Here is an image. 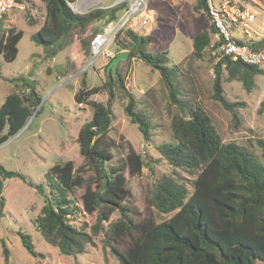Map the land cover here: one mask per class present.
Segmentation results:
<instances>
[{"label":"trees","instance_id":"1","mask_svg":"<svg viewBox=\"0 0 264 264\" xmlns=\"http://www.w3.org/2000/svg\"><path fill=\"white\" fill-rule=\"evenodd\" d=\"M40 1L45 15L31 39L36 45L47 48L48 57L54 56L68 43L70 30L83 32L94 20L106 24L117 19L125 7H95L76 13L65 0ZM199 8L207 14L205 0H197L194 9ZM5 15L0 19V54L5 61L11 62L17 56L22 31L4 26ZM25 20L29 25L35 24L29 14ZM210 28L212 32L211 24ZM124 32L129 42L120 46L129 54L121 61L128 63L138 58L156 70L167 91L169 103L176 107L170 121L172 141L156 147L160 156L171 165L172 172L159 176L146 197L147 205L161 213L171 212V215L161 222L150 218L138 220L126 203L129 190L121 172L124 166L108 164L112 147L108 132L113 120L112 103L116 97L125 99L124 113L131 123L137 125L145 143L150 139L151 123L136 110L135 97L125 85L120 66L117 65L114 73L112 69L106 71V64L100 85L87 86L85 78H82L79 89L74 93L76 103L87 104L92 109L91 118L79 129L77 143L93 174L84 176L82 165L75 167L73 160H66L50 166L44 173L43 182L36 184L18 171L6 170L0 165V216L4 205L1 195L3 182L6 178L16 177L42 197L43 204L34 221L35 228L44 241L56 246L64 255L82 253L88 244H94L93 235L101 233L105 246L119 264H263L264 164L238 143L223 142L204 109L179 97L176 70L167 65L165 54L147 50L148 37L129 28ZM211 32L203 30L193 36L192 56L199 58L205 48L210 47ZM82 44L89 54L90 42L83 41ZM215 55L217 61L213 66L211 97L231 113L237 126V108L242 102L228 101L223 96V76L226 74V80L240 81L245 91H251L255 86V76L263 75L264 68L230 60L219 53ZM29 76L7 78L13 85L0 104V144L25 126L41 100L34 79ZM101 90L106 92L105 101L90 98ZM262 111L264 98L259 106V112ZM255 143L264 151V137L256 138ZM125 166L130 174H136L143 167H153V161L131 148ZM180 171L193 177L190 192L179 182ZM81 186L84 187L80 196L83 211L96 213L90 233L69 221V217L79 209L72 197L74 189ZM19 238L30 256H43L35 250L29 234L20 231ZM0 242L6 263L9 249L3 239Z\"/></svg>","mask_w":264,"mask_h":264},{"label":"rangeland","instance_id":"2","mask_svg":"<svg viewBox=\"0 0 264 264\" xmlns=\"http://www.w3.org/2000/svg\"><path fill=\"white\" fill-rule=\"evenodd\" d=\"M114 1L92 2L87 4L82 13L95 7L107 9L105 7L112 5ZM248 1L264 7V0ZM196 3L197 0H148V6L153 11V19L148 25L138 31L127 25L109 45L108 50L113 55H98L94 59L91 53L86 54L82 42H90L93 35L105 25L102 21H92L83 32L70 30L68 43L54 56L48 57L47 48L36 45L31 39L45 15L44 5L40 0H25V5L15 10L17 16L12 24L5 21V15L4 26L21 30L22 38L13 61H5L0 54V104L13 85L7 78L17 75H30L29 78L34 79L35 89L41 100L25 126L0 144V165L6 170L18 171L36 184L43 182L44 173L50 166L66 160H73L75 167L82 165L84 176L93 174L90 163L80 154L77 143L79 129L91 118L92 109L87 104L76 103L74 93L79 89L82 78H85L87 86L102 83L105 65L116 53L124 50L120 44L129 42L124 32L128 28L148 37V51L165 54L167 65L176 70L179 97L204 109L222 141L238 143L264 164V151L255 143L256 138L264 137V111L259 112L260 102L264 98V74L255 76V86L251 91H245L240 81L226 80L224 74L223 96L228 101L242 102L237 108L239 123L235 126L231 113L211 97L213 66L217 61L215 52L207 47L201 57L192 56L193 36L203 30L211 32L208 15L202 8L195 10ZM11 11L12 9L7 13L8 17ZM26 14L35 20L34 25L27 24ZM118 65L126 87L135 97L136 110L142 112L151 123L150 139L147 143L144 142L137 125L131 123L124 113L125 99L116 97L112 103L113 120L108 132L112 142L108 164L124 166L121 172L129 190L126 203L134 211L135 217L138 220L150 218L161 222L171 212H158L153 206L147 205L146 197L159 176L172 172L171 165L160 156L156 147L172 141L170 121L176 113V107L169 103L167 91L156 70H152L138 58H133L128 63L120 61ZM90 98L105 101L106 92L101 90ZM131 148L142 156L151 158L153 167H143L139 173L130 174L125 161ZM179 175V182L190 192L193 177L182 171ZM83 191V186L74 189L72 197L79 209L74 211L69 221L75 227L90 233L96 213L83 211L80 199ZM1 195L4 205L0 216V241L4 240L9 256L5 263L0 242V264H119L105 246L101 233L93 235V245L88 244L82 253L75 255H64L56 246L44 241L34 223L43 204L42 197L23 180L6 178ZM20 231L31 236L35 250L43 256L32 257L25 251L20 243Z\"/></svg>","mask_w":264,"mask_h":264},{"label":"built area","instance_id":"3","mask_svg":"<svg viewBox=\"0 0 264 264\" xmlns=\"http://www.w3.org/2000/svg\"><path fill=\"white\" fill-rule=\"evenodd\" d=\"M78 1L65 0V3L76 12L80 10ZM20 3L18 0H0V19L11 9L22 8ZM120 5L125 7L119 17L107 22L90 39L93 59L98 55L112 56L109 45L127 25L138 31L153 19L148 0H115L105 8ZM205 6L213 27L210 48L230 60L264 68V7L250 4L248 0H205Z\"/></svg>","mask_w":264,"mask_h":264},{"label":"crops","instance_id":"4","mask_svg":"<svg viewBox=\"0 0 264 264\" xmlns=\"http://www.w3.org/2000/svg\"><path fill=\"white\" fill-rule=\"evenodd\" d=\"M95 1H98V0H91V1H89V0H80V1H78L80 10H78L76 12L82 13L84 8L87 6V4H90V3L95 2ZM20 4L22 6H24L25 5V0H21ZM17 9H21V7L13 8L12 11L10 12L11 14H10L9 17H8V14H6V19H5L6 22H8L9 24L14 23V21L16 20V16H17V12H15V10H17ZM99 61L101 62L102 60H99ZM31 79H33V78L31 77Z\"/></svg>","mask_w":264,"mask_h":264},{"label":"water","instance_id":"5","mask_svg":"<svg viewBox=\"0 0 264 264\" xmlns=\"http://www.w3.org/2000/svg\"><path fill=\"white\" fill-rule=\"evenodd\" d=\"M141 41V38H139V42ZM129 52L127 50H122L118 52L115 56H113L108 64L106 65V71L109 72L110 69L115 73L118 63L121 60H125L128 57Z\"/></svg>","mask_w":264,"mask_h":264},{"label":"bare ground","instance_id":"6","mask_svg":"<svg viewBox=\"0 0 264 264\" xmlns=\"http://www.w3.org/2000/svg\"><path fill=\"white\" fill-rule=\"evenodd\" d=\"M80 1V0H79Z\"/></svg>","mask_w":264,"mask_h":264}]
</instances>
